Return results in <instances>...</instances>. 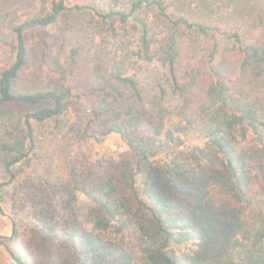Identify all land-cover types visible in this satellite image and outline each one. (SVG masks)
Returning <instances> with one entry per match:
<instances>
[{
	"label": "trees",
	"instance_id": "obj_1",
	"mask_svg": "<svg viewBox=\"0 0 264 264\" xmlns=\"http://www.w3.org/2000/svg\"><path fill=\"white\" fill-rule=\"evenodd\" d=\"M1 186L18 264H264V0H0Z\"/></svg>",
	"mask_w": 264,
	"mask_h": 264
},
{
	"label": "rangeland",
	"instance_id": "obj_2",
	"mask_svg": "<svg viewBox=\"0 0 264 264\" xmlns=\"http://www.w3.org/2000/svg\"><path fill=\"white\" fill-rule=\"evenodd\" d=\"M70 112L73 117L79 118L82 122L88 119V108L85 102V98H79L77 102H74L70 107ZM142 131L150 133L151 128L148 125L142 126ZM100 140L94 138H87L82 141V147L86 154L94 164L104 166L110 160L119 161L123 155H127L132 160L136 159L134 153L125 145L123 139L117 134H109L107 136H98ZM8 190L5 186L0 187V241H3L20 255H29V257L35 254L34 243H37V237L32 232L31 228H20V235L18 238H12L13 235V219L14 216L7 203ZM35 240V242H33ZM41 251V246L37 251ZM46 257H42V252L39 253L38 264L45 262ZM0 264H18L10 255V253L4 248V245L0 244Z\"/></svg>",
	"mask_w": 264,
	"mask_h": 264
}]
</instances>
